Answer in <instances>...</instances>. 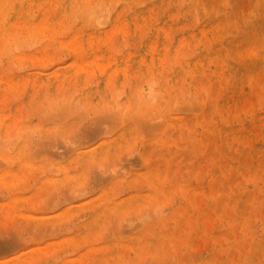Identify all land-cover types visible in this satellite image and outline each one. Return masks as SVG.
<instances>
[{
    "label": "rangeland",
    "instance_id": "1",
    "mask_svg": "<svg viewBox=\"0 0 264 264\" xmlns=\"http://www.w3.org/2000/svg\"><path fill=\"white\" fill-rule=\"evenodd\" d=\"M143 1L144 2L138 0L140 6H145L147 2L156 0ZM253 1L256 0H235L233 10L229 11L223 0H194L185 12V17L183 18L178 8L185 6L188 1L169 0L165 4L163 3L166 9L170 11L174 10L175 13H173L171 19H175L177 23L182 20L184 21L183 27L186 31L193 33L198 30L200 32L198 34L196 33L194 36L186 37L181 41V48L183 49L184 47L185 49H183V51L189 53L192 58L200 56V45L202 40L204 39L206 43L210 41L208 34L213 33V28H216L218 32L217 34H220L223 37L228 36L233 39L236 38L235 45L233 46L234 55H232L231 58H229L231 54L225 53L224 55L216 56L213 57V59L208 60L209 63H212V61L215 60L219 66L217 71H212V78L213 81H217V86L212 90L209 88L208 81H206L204 83V85H206L204 87L206 90L203 88L200 89V92L202 91L204 93L203 97H201L197 89H192L186 85L185 90L190 91L188 93L189 95L187 94V96L185 92L180 89L176 90L174 95H177L178 99L175 100L173 108H177L180 104L178 106V109L180 110L175 109V112L180 114L181 117L192 121L201 116L206 122H208V124H218V129H222L225 133H227L226 129L228 128L240 129V131H242L240 138H234L228 134H224V139L219 137L223 142L218 141L219 139H212L211 144L207 145L203 142L204 127L200 124L195 128L193 126L195 131L191 135H196V139L194 138V144L190 143V145L192 144L191 151V148H189V142H187V140L190 139L188 137L193 139V136H189L191 128L188 124L183 123L181 125L182 128L180 129L182 131L181 140L178 139V142L173 143L170 149H166L158 141L163 129H161L162 131L160 128L154 129L153 127L152 129L151 126V123L153 122V125L157 122V119L158 122L165 119L161 118V120H159L160 118H157L154 121L149 117V119L145 117V120L141 113L143 112V114H145L146 112L143 110L141 111L137 106L133 112L131 111V117L134 119L132 121V128H134V133L132 135L133 142L130 145L119 148L116 152L99 157V159L92 158L88 161H84L80 155L92 152L93 147L102 140L103 136L109 135L113 137L122 131V127L117 125L118 123L115 125L118 121L117 116L114 115L116 116L114 117L112 115L116 110L115 114H119V107L117 109V107H113L112 104H108L111 107L110 108L106 102L100 103L96 99H86L83 96L82 88L78 82H75L72 86L69 84H62L59 86L60 90L57 89V91L37 87L31 92L27 87L21 89L20 87H13L3 93L2 101L7 109L15 108V113L12 115V118H15V120H13L12 125L9 126V130L5 134L0 135V170L3 171L8 167L16 166V162H10L9 164L5 161L6 159L1 156H3L2 153H12L16 150L15 146L17 145L15 144H17L16 142L18 140L16 136L19 137L20 133L23 134V132L30 131L31 143L29 148L31 150L34 149V151L32 150V153L30 149L26 150V152L28 150L30 151H28L27 154L31 163L27 166L25 175L23 173V178L18 179L20 182L16 180L17 182L13 185L17 189L15 187V189H12V187L9 188L0 183V187H2L0 188V246L2 245L0 248V264H59L60 261V264H264V185L261 183V189H258L256 194H247L243 197V195H245V190L253 188L251 183L253 182L254 177L258 176L260 179L264 175V63H262L263 56L261 54L264 53V16L252 21L242 34L236 32V28L244 26V19L248 15ZM107 5H105V7H99H104V9H106L110 4ZM121 5L122 1L116 0L115 6L118 7ZM194 6H196L195 11ZM213 6L215 7L214 10ZM25 7L26 5L23 3V10ZM110 8L114 9L113 7ZM200 10L203 14L200 13ZM125 11H127V14H131L133 8L128 6ZM37 14H39V10L31 8L29 13L23 12L19 17H32ZM150 14L149 18L157 19L160 14V8L158 6L150 8ZM34 18L35 17H33V19ZM67 19V27H69L66 29H70L71 32L67 34L66 37L73 32L75 25L80 23V18H76L73 15ZM136 21L142 26L141 33L150 36L155 34L157 27L156 24L148 23L143 17L137 18ZM84 28H86V30L83 33H87L91 29L88 23L87 25L85 24ZM210 31L212 32L210 33ZM175 36L177 37V35ZM202 37L204 38L202 39ZM38 38L39 35L37 33L34 35L33 39L25 36L18 38L20 41V44L18 43V45L19 47L35 49L40 46V43L37 41ZM129 39L130 36L126 35L124 40H120L116 43L114 49L119 50L122 48L124 52L130 50L131 45ZM24 43L25 45H23ZM193 44L195 46H193ZM56 46H58L57 43L54 44L52 48L65 55L66 58H69V56L65 54V49L62 46H58L55 49ZM0 47L2 48L1 44ZM243 48L245 51H243ZM249 48L252 50H248ZM65 56L61 59H64ZM227 58L232 59V61L229 62L230 65L238 63L241 67L239 76L237 75L235 78V88L233 87V82H231L234 80L230 79V65H226V63H228ZM56 59L57 58H55L54 61L60 60V58L58 60ZM25 60H19L13 63L14 66L17 64L21 65V68L20 65L15 66V68H20L18 69V72L20 73L30 69L34 70L32 60L28 58ZM51 61L52 60L48 61L49 63L46 64L48 67L53 65ZM209 63L207 64V68L212 69L213 66ZM0 65V72H2L4 71V66L2 65L1 59ZM23 67L24 69H22ZM219 73H223L224 76V83L222 84L218 82ZM141 75L142 72L139 76ZM112 78V83H109L106 91L108 98L114 97L118 92H120L122 98H126L129 93L135 94L136 91H140L139 93L146 91L148 87L147 83H149L150 80H153L154 82H161V80H164L162 74L157 71H151V73L145 78L139 77V79H137V84L134 87H132V75H126L123 80H120L118 76ZM92 81H94V83L89 87H97L101 85V81L96 77L92 76L88 78V83ZM121 82L124 83L121 84ZM168 82L171 83V80L168 79ZM61 87H63V89ZM73 88L75 90H73ZM121 88L124 91H121ZM17 89H19V91H17ZM180 91L181 93L179 94ZM137 92L136 94L139 98L136 96V101L140 102L141 100H144V98L140 99L141 96ZM181 95L183 100L181 99ZM195 95L196 97H193ZM204 97L212 98L213 101L211 104L213 103V105H217L210 107V104L208 107L205 104ZM116 100L117 99H113L110 103H115ZM181 100L182 102L179 103ZM79 103H81L82 106H80ZM183 103L185 105H183ZM199 103L204 104L202 105V108ZM64 104H66L67 107H65L66 105ZM88 104L91 105L89 106ZM92 104H94L93 107H91ZM96 104L98 107H96ZM103 104L104 106L107 105V107H101ZM135 105H137L136 102ZM70 109H74V111H71ZM24 111L25 114L23 113ZM43 116L46 119H44ZM73 117H75V119H73ZM112 118H117V121ZM147 119L150 121H147ZM140 121L144 122L141 123ZM146 121L148 122L145 125L147 127L144 126ZM39 124L41 125L39 126ZM141 125L144 127L142 128ZM46 126H48V130L44 133H39V131L36 130L40 129V127L46 128ZM140 126L141 130H139ZM148 126H151L152 130L146 129L150 128ZM111 128H114V130ZM175 129L176 128L173 130L170 129L171 133L176 132ZM105 130L108 132H104ZM149 130L150 132H148ZM158 130L161 133H159ZM53 131L55 132L54 134ZM66 135H68V137ZM48 137L52 140L48 141ZM70 138L76 142L77 145L73 143L72 140L69 141ZM191 139L188 141H192ZM67 141H69V143H67ZM83 141H87V143L84 142V144H82ZM143 141H147L151 146L150 154L152 160L155 162L154 167L157 169L161 166L162 170H170V180L166 182L164 180L162 181V185L165 187V193L161 195L158 200H153L149 194L152 188L148 177L144 173L147 164L144 160L143 162L141 161V158L143 159L141 155ZM47 142H50L51 144L49 143V145L45 146ZM79 142L81 144H79ZM196 142H199L200 144H196ZM5 143L6 145H1ZM7 143L8 145L10 144V146H8ZM246 144L250 146V149L245 153L243 152L241 158L243 168L238 169L237 167H234V156L238 152L241 153ZM31 145L34 148H32ZM195 145L199 146L198 149L201 145V147L204 145L205 147H203L204 149L202 148V150L200 149L201 151H196L197 149ZM38 146L41 148L39 147V149ZM220 146L222 149H220ZM50 147L52 149H50ZM180 147L182 150H180ZM35 148L37 151H35ZM193 148L196 149H194L195 152L193 151ZM156 149L157 152L155 151ZM39 150H42L45 153L41 155L43 152ZM188 150L193 153L191 156ZM51 151H56V153ZM134 152L136 154L138 153L139 157L136 154L134 155ZM35 154L37 157H35ZM126 155L128 157H126ZM187 155L190 156V159ZM183 156L188 159L185 160ZM119 159L122 160L120 163L117 162L120 161ZM1 160L4 161L1 163ZM104 160L107 161L104 162ZM47 161L51 163H48ZM111 161L114 163L112 165L118 163L119 165L117 164L116 167L119 169L117 168L118 172L116 175L108 177V175L111 174V170L109 171V169L112 168V165L110 164ZM217 161L224 163L226 170L222 172L221 170L216 169L215 172V170H213V164ZM58 164L72 165L73 170L78 172L79 179L70 180L62 178L63 173L59 171ZM104 164H107V166L105 165L107 169ZM175 165L178 166L175 168ZM54 166L56 167L54 168ZM96 168H99L100 170ZM91 169H93V172L95 171V174ZM102 169L103 171L106 169L103 174L105 172L107 173V171L110 174L107 173L108 175H103L102 172H99L102 171ZM97 170H99L98 174H96ZM134 173H136L135 176L133 175ZM99 174L102 177H100ZM93 175H97V179L98 177L103 179L95 180ZM84 177L87 178L82 179ZM224 179L226 180L225 185L222 183V180ZM144 181L146 182L145 184ZM209 183H211V185ZM181 184L187 186L191 192H195L193 198L188 199L183 195ZM53 185H55V187L58 186V188H53ZM71 188H73V190ZM76 188H78V191H76ZM67 189L70 193L66 192ZM118 189L119 191H117ZM108 191L111 194L110 196L106 195ZM78 192L80 195L77 194ZM13 193L18 195L24 194L25 196L29 195L32 196V199L24 206L19 203H14L11 207H8L7 203L10 201ZM51 193L54 194V196ZM67 194L70 196L72 194L74 199L73 196H71L72 198H68ZM139 194L145 195L144 201L138 200ZM171 194L174 196H171ZM49 195H52V199H50L51 197ZM130 195L133 196L134 202L136 203L134 206L127 205L124 210L118 212L113 208L107 209L102 207L103 200L108 201L113 199L114 201H117ZM46 198L50 199V201ZM254 200L261 201L255 203ZM71 202L72 204H70ZM148 206H150L149 209ZM38 207L40 208L38 209ZM141 207H143L144 210H142ZM177 207L181 208L183 213L178 215L175 219L170 218L172 211ZM151 209L155 213H153ZM158 209L159 211H156ZM140 210L144 213H140ZM147 210L150 213H147L148 215H152L153 213L151 217L149 216L150 218H147ZM129 214L132 215L129 216ZM136 216H138V218H136ZM131 219H133V221ZM164 219H166L165 223L162 221ZM129 221L134 223L136 221V224H139L138 226L135 224L134 226L136 228L130 230V226H133L134 223ZM178 221H182L179 231L173 233L171 236H167V238H162V241L157 243V235L161 232H167L169 229L173 232L176 229L175 226ZM29 224L31 226H28ZM25 225L28 227L26 228ZM48 228H51V231H49ZM53 228L54 230H52ZM56 228H58L57 231L55 230ZM147 229L150 230H148L145 235V247L143 250H140V248H138L140 243L138 236ZM28 233L29 235H27ZM19 235L20 237H17ZM21 236L25 237L24 240H29H23L21 242L19 239H23ZM73 236H77V239H73ZM64 237H66V239H64ZM8 240H10V243L12 244H10ZM164 243H166V247L162 246ZM69 245L70 247H68ZM77 245H82V248ZM157 245L160 246V250L157 248ZM60 249L62 250L60 251Z\"/></svg>",
    "mask_w": 264,
    "mask_h": 264
},
{
    "label": "bare ground",
    "instance_id": "2",
    "mask_svg": "<svg viewBox=\"0 0 264 264\" xmlns=\"http://www.w3.org/2000/svg\"><path fill=\"white\" fill-rule=\"evenodd\" d=\"M117 1H119V0H117ZM121 1H122V5L117 7V6H115L116 0L115 1L114 0H0V44L2 45V48L0 47L1 48L0 49L1 50L0 51V59H1L2 65L4 66V71L0 72V135L5 134L9 130V126L12 125L13 120H15V118L14 119L12 118V115L15 113V108L7 109V107L5 106V104H3V101H2L3 93H5L6 91L10 90L13 87H20V89L23 87H27V89H29V91H31V92L37 87H42V88L47 89V90L52 89L53 91H57V89L60 90L59 86H61L62 84H69L72 86L75 82H78V84L82 88L83 96L86 99H96L100 103L106 102L107 105L112 104L113 107H115V108L117 107V109H118V107L120 108V110L118 111L119 114H115L117 110L115 112L113 111L114 114L112 113L113 116L114 115L117 116L119 122L117 121V118L116 119L112 118V119L117 121L115 123V125L118 123L117 125L122 127L121 128L122 131L113 137L109 136V135L103 136L102 140L95 147H93L92 152L81 154L80 156L83 158L84 161H88L89 159H92V158L93 159H99V157L106 156L110 153L116 152V151H118L119 148L130 145L133 142L132 135L134 133V128H132V121L134 119H132L131 113L133 112V110L136 109L137 106L141 111L143 110L146 112L145 114H143V112L141 113L144 118L149 117L150 119H152L154 121L157 118H160L159 120H161V118L165 119V120L159 121V122L157 119V122L154 123L153 125H152V123H153L152 122L151 126H152V129H153V127H154V129H156V128H158V129L160 128V130L163 129V131L161 130L162 133L159 132V130H158V132L161 133V136L159 137L158 141L166 149H170L172 147L173 143L178 142V139L181 140V138H182L181 132L182 131L180 129L182 128L181 125L183 123L188 124L189 127L191 128V132L189 133V136L195 131L194 130L195 127L202 124V126L204 127L203 142L207 145L211 144L212 139H216V140L219 139L218 141L223 142V140L220 138L224 139L226 134H228L234 138L235 137L240 138V136L242 135V133H241L242 131H240V129L228 128V129H226L227 133H225V131H223L222 129H218V126H219L218 124H215V123L214 124H208V122H206L204 120V118H202L201 116H199L197 119H193L192 121H190L187 118L181 117L180 114H177L175 112V109L177 110L178 106L180 104L177 106V108H175V109L173 108V104H175V100L178 99L177 95L176 96L174 95L176 90L180 89L181 91H184L185 94L187 95L190 91L189 90L186 91L185 86L188 85L192 89L193 88L197 89L198 93H200V96L203 97L204 93L202 91L200 92V89L201 88L205 89L204 87L206 85H204V83L206 81H208L209 88L212 90L217 86V84H218L217 81H213L212 71H217L219 66L215 60H213L212 63H209L208 60L213 59V57H216V56L218 57V56L224 55L225 53L231 54V56L229 57V58H231L232 55H234L233 46L235 45L236 38L233 39V38H230L228 36L223 37L222 35L217 34L218 32H217L216 28H213V30H212L213 33H211L212 31H210L211 34H208L209 40H210L208 43H206L203 39L204 37H202L203 40H202V43L200 45V51H201L200 56L192 58L189 55V53L183 51V49H185L184 47H183V49L181 48V41L183 39H185L186 37L194 36L196 33L198 34L200 32L198 30L193 32V33L186 31L185 28L183 27V23H184L183 20L181 22L177 23L175 21V19H171V16L173 15V13H175L174 10L170 11V10L166 9L163 5V3L165 4L169 0H156V1H152V2H147V4L145 6H140V3L138 2V0H121ZM146 1H149V0H146ZM186 1H188V3L185 6L178 8V10L180 11V14L182 15V18L185 17V12L188 10L190 4L194 0H186ZM198 1H202V0H198ZM142 2H144V1L142 0ZM223 2L226 3V6L229 9V11L233 10L235 0H223ZM23 3H25V5H26L24 10L22 8ZM216 3H218V2H216ZM107 4H110V6L107 7L106 9H104L105 5H107ZM99 6H104V7L100 8ZM128 6L133 8V11L131 12V14H127V11H125L126 8H128ZM157 6L160 8V14H159L158 18L157 19L149 18V16L151 15L150 14V8L157 7ZM110 7H113L114 9H112ZM195 7L196 6H194V11L196 10ZM31 8L38 9L39 14H37L36 16H32V17H30V16L19 17V15L23 14V12L29 13ZM214 8L215 7L213 6V10H214ZM216 10H217V8H216ZM207 11H206V13H207ZM200 13H202L201 10H200ZM204 14H205V11H204ZM72 15L75 16L76 18L77 17L80 18V23L76 24L73 32L69 36L66 37V35L71 32L70 29H66L69 27V26L67 27V20H68L67 18L72 17ZM263 16H264V0L253 1L251 6H250V10L248 12V15L244 19V26L241 28H236V32L238 34H242L244 32V30L249 26V24L252 21H254L260 17H263ZM33 17H35V18L33 19ZM142 17L145 18L148 21V23L157 25L156 32L153 36L141 33L142 32V26L136 21V19L142 18ZM175 17H177V16H175ZM72 20H74V19H72ZM87 23L90 25L91 29L89 30V32L83 33L86 30V28H84V26H85V24L87 25ZM263 30H264V28H263ZM203 32H204V30H203ZM36 33L39 35V38L37 39V41L40 43V46H38L35 49H29L27 47H19L18 43L20 41L18 40V38L25 36L27 38L33 39V37H34V35H36ZM6 34H8V35H6ZM126 35L130 36L129 40H130L131 49L126 51V52H124L122 48H120L119 50L114 49V46L116 45V43H118V41H120V40H124ZM175 35H177V37ZM35 40H36V38H35ZM21 41H23V40H21ZM56 43L59 47L62 46L65 49V54H67L69 56V58H66L65 55L61 54L60 52H57L56 50H54L52 48V46ZM23 45H25V43ZM21 46H22V44H21ZM58 46H56L55 49ZM193 46H195V45L193 44ZM245 48H246V46H245ZM248 50L251 51L252 49L249 48ZM248 50H246V51H248ZM243 51H245V49ZM189 52H190V50H189ZM253 52H252V54H253ZM241 54H243V53H241ZM261 54L263 56L262 63H264V53H261ZM244 55H245V53H244ZM63 56H65V58L61 59ZM26 58L32 60V66H33L34 70L30 69L28 71L20 73V72H18V69L21 68V65L17 64V65H20V68H15V66H17V65L14 66L13 63L16 61H19V60L20 61L25 60ZM55 58H57L56 60H58L60 58V60L54 61ZM229 58H227L228 63H226V65H230L229 62L232 61V59H229ZM50 60H52L51 63L53 65L51 67H48L46 64L49 63L48 61H50ZM25 61H27V60H25ZM38 62H40V63H38ZM208 63L213 66L212 69L207 68ZM0 67H1V65H0ZM240 68L241 67H240V65H238V63L230 65V69H231L230 79L234 80V81H231V82H233L232 84H233L234 88L236 87L235 78L237 77V75L239 76ZM22 69H24V67ZM151 71H157V72L161 73L164 80H161V82L160 81L154 82L153 80H150L149 83H147L148 87H147L146 91H142L141 93H139L140 91L139 92L136 91L137 93L140 94V96H141L140 99L144 98V100L137 102L136 98L138 96H137L136 92H135V94L129 93L128 97H126V98H122V95L120 94V92H118V93L115 92L117 94L116 95L113 94L114 97L108 98L106 91H107V88L109 86V83H112L111 82V79H113L112 77L118 76L120 78V80H123V78H125L126 75H132V87H134L137 84V79H139V77L145 78L151 73ZM141 72H142V75L139 76V74ZM92 76L96 77L98 80L101 81L100 86L89 87L90 85H93V83H94V81L88 83V78L92 77ZM168 79L171 80V83L168 82ZM218 82L220 84L224 83L223 73H219ZM122 83H124V82H121V84ZM155 85H156V87H155ZM122 86H124V85H122ZM61 88L63 89V87H61ZM222 88H223V86H222ZM73 90H75V89L73 88ZM118 90H120V89H118ZM17 91H19V89H17ZM121 91H124V90L122 89ZM181 91L179 92V94L181 93ZM123 93H125V92H123ZM71 96H73V95H71ZM193 97H196V95ZM182 98L183 97L181 95V99ZM113 99H117L116 102L110 103ZM182 100L179 103H181ZM195 100H196V98H195ZM204 101H205V104L209 107L211 102L213 101V99L204 97ZM65 102H67V101H65ZM85 102H87V101H85ZM135 102L137 105H135ZM77 103H78V101H77ZM194 103H195V101H194ZM201 103H203V102H201ZM218 103H220V102H218ZM66 104H64V105H66ZM76 104H75V106H76ZM79 104H80V106H82L81 103H79ZM83 104H84V102H83ZM85 104H87V103H85ZM107 105L104 106V104H103L101 107H107ZM183 105H185V104L183 103ZM202 105H204V104H200L201 108H202ZM216 105H213V103H212L210 107L216 106ZM35 106H36V104H35ZM93 106H94V104H92L91 107H93ZM65 107H67V105ZM84 107H85V105H84ZM96 107H98V105ZM109 107H108V109H109ZM69 108H70V106H69ZM73 108H75V107H73ZM86 109H88V108H86ZM178 110H180V109H178ZM64 111H65V109H64ZM71 111H74V109H72ZM71 111H70V113H71ZM67 112H68V108H67ZM75 112H76V109H75ZM23 113L25 114V111ZM64 114H63V116H64ZM116 116H114V117H116ZM109 118H111V117H109ZM211 118H213V117H211ZM44 119H46V118L44 117ZM73 119H75V117H73ZM148 119H147V121H150ZM53 120H54V117H53ZM59 120H62V119H59ZM142 120H144V119H142ZM145 120H146V118H145ZM147 121L145 122L144 126L146 125V123H148ZM143 122H141V123H143ZM78 124H80V123H78ZM40 125L41 124H39V126ZM112 125H110V126L113 127ZM73 126H75V125H73ZM141 126H142V128L144 127L143 125H141ZM141 126H140L139 130H141ZM151 126H148L150 128H146V129L152 130ZM193 126H194V128H193ZM145 127H147V126H145ZM108 128H110V127H108ZM174 128H176L175 129L176 132L171 133L170 129L173 130ZM111 129L114 130V128H111ZM36 130L39 131V133H44L48 130V126H46V128L40 127V129H36ZM150 130L148 132H150ZM104 132H106V130ZM54 133L55 132L53 131V134ZM109 133H110V129H109ZM153 133H154V131H153ZM139 134H140V132H139ZM68 135H66V136L68 137ZM70 135H72V134H70ZM182 136H183V134H182ZM191 136H193V135H191ZM195 136L192 137L193 139H191V137H188L192 141H188L190 139L187 140V138L185 136L184 137L186 138L187 142H189V145H190V143L194 144L193 143L194 138L196 139ZM30 137H31L30 131L23 132V134L20 133L19 137L16 136V138L18 139L17 142L15 141L17 143V144H15V145H17V146H15L16 150L12 153H2L3 156H1V157H4L6 159L5 161L7 163L10 164V162H16L15 167H8L7 169H5L3 171L0 170V183L2 185H6L9 188L12 187V189H13L15 187L13 185L17 182L16 180H18L20 178L22 179L23 173L25 175L26 170H27V166L31 163L29 160L28 154H27V152L29 150L26 152L27 149H30L29 148L30 143H31ZM60 137H61V135H60ZM63 137H64V135H63ZM63 137H62V139H63ZM45 138H43V139H45ZM95 138H96V136H95ZM33 139H34V137H33ZM51 140L52 139L49 138L48 141H51ZM65 140H62V141H65ZM70 140H72V139L70 138L69 141ZM69 141H67V143H69ZM197 141H198V139H197ZM53 142H52V144H53ZM56 142H57V140H56ZM84 142L87 143V141H83L82 144H84ZM33 143H34V141H33ZM49 143L47 142V144L45 146L49 145ZM73 143H75L77 145L76 142L73 141ZM198 143L199 142H196V144H198ZM79 144H81V143L79 142ZM142 144L143 145H142V149H141V155H142L143 159L141 157L140 158H141L142 162L144 160L145 163L147 164L146 170L144 171V173L148 177L150 186L152 188L149 194L153 200H158L160 198V196L165 193V187L162 185V181L164 180L166 182V181L170 180V177H171L170 176V170L169 169L162 170L161 166L156 169L154 167L155 162L152 160L151 154H150L151 153L150 144L147 143V141H143ZM192 144L189 147V148H191L190 149L191 151H192ZM1 145H6V143L1 144ZM7 145H8V143H7ZM13 145H14V143H13ZM36 145H37V143H36ZM38 145H39V143H38ZM67 145H69V144H67ZM8 146H10V144ZM195 146H196L197 150L195 148H193V151H194V149L196 151H198V150L201 151L202 148L205 147V145L203 147H201L202 146L201 145L200 148L198 149L199 146H197V145H195ZM31 147L34 148L32 145H31ZM39 147L40 146H38V148ZM51 147H50V149H52ZM57 147H59V146H57ZM134 147H131V148H134ZM187 147H188V144H187ZM45 148H47V147H45ZM45 148H44V150H45ZM12 149H13V147H12ZM67 149H70V148H67ZM138 149H139V147H138ZM220 149H222V147ZM248 149H250V146L246 144V146L244 147L242 152L241 153L238 152L234 156V162H235L234 167H237L238 169L243 168L241 158H242L243 152L245 153ZM5 150H6V148H5ZM32 150L34 151V149H32ZM32 150L30 149V151L33 153ZM42 150H43V148H42ZM42 150H39V151H42ZM180 150H182V148ZM190 150H188V151L190 152V156H191V154H193V153H191ZM35 151H37L36 148H35ZM56 151L55 152L51 151V152L56 153ZM155 151L157 152V149ZM221 151H223V150H221ZM42 152L43 153L41 155H43L45 153L44 151H42ZM59 152H61V151H59ZM135 152H134V155L136 154ZM156 152H155V154H156ZM78 154H80V153H78ZM198 154H196V155H198ZM214 154H215V152H214ZM41 155H39V156H41ZM127 155H128V153H127ZM127 155H126V157H128ZM134 155L132 154V156L135 158ZM136 155H138V153ZM187 156H189V155H187ZM190 156L188 157L189 159H190ZM35 157H37L36 154H35ZM63 157H65V156H63ZM138 157H139V155H138ZM122 158H123V155H122ZM140 158H138V159H140ZM188 158H185V160H187ZM120 159H121V157H120ZM116 160H117V158H116ZM130 160H132V159H130ZM3 161L1 160V163ZM106 161L104 160V162H106ZM121 161L122 160L117 161V162L120 163ZM126 161H128V160H126ZM126 161H123V162H126ZM77 162H78V160H77ZM104 162H102V163H104ZM48 163H51V162H48ZM179 163H182V162H179ZM110 164L112 165L114 163L111 161ZM206 164H208V163H206ZM105 165L107 166V164H104V166ZM116 165H112V168L109 169V171L111 170V174L108 173V171H107V173L110 175H108L106 172L104 174H107L108 177L116 175L118 172V169H119L118 167H116ZM49 166H50V164H49ZM58 166H59L58 167L59 171H61L63 173L62 178L70 179V180L79 179L78 172L73 170L72 165L58 164ZM93 166H95V165H93ZM127 166H128V164H127ZM177 166L175 165V168ZM55 167L56 166H54V168ZM109 167H111V166H109ZM234 167H232V168H234ZM90 168H92V167H90ZM99 168H96V169H99ZM125 168H126V166H125ZM169 168H171V167H169ZM106 169H107V167H106ZM106 169H104V171ZM216 169H219L223 172L224 170H226V166L221 161L220 162L217 161L213 164V170H215V172H216ZM47 170H49V169H47ZM99 170L96 171L97 172L96 174H98L99 172H102V174H103V172H104L103 169H102V171H99ZM50 171H48V172H50ZM53 171H55V170H53ZM91 171L93 172V169H91ZM21 172H22V174H21ZM87 172H88V170H87ZM93 173L95 174V171ZM193 174H195V173H193ZM133 175L135 176L136 173H134ZM93 177H95V180L97 179L96 178L97 175L96 176L93 175ZM100 177H102V176L100 175ZM85 178H87V177H84L82 179H85ZM98 179H100V178L98 177ZM101 179H103V178H101ZM106 179H107V176H106ZM25 182H26V180H25ZM90 182H91V180H90ZM31 183H32V181H31ZM94 183H95V181H94ZM101 183H102V181H101ZM145 183L146 182L144 181V184ZM222 183L225 185L226 180L225 179L222 180ZM261 183L264 185V175L260 179L258 176H255L253 179V182L251 183V186H253V188L245 190V193H244L245 195H243V197H245L247 194H252V193L256 194L258 192V189H261V186H262ZM209 184L211 185V183H209ZM248 185H250V184H248ZM248 185H247V187H248ZM53 186H52L53 188H56V187L58 188V186H56V187H55V185H53ZM135 186H136V184H135ZM59 187H60V185H59ZM96 187H97V184H96ZM181 187H182L183 195L186 198L190 199V198L194 197L195 192H191V190H189V188L183 184H181ZM0 188H2V187H0ZM78 188H76V191H78L77 190ZM71 189L73 190V188H71ZM1 190H5V189H1ZM60 190H61V188H60ZM52 191H50V192H52ZM117 191H119V189ZM66 192L68 193L69 190L67 189ZM80 192H81V190H80ZM82 192H84V191H82ZM63 193H64V191H63ZM71 193H73V192H71ZM98 193H101V192H98ZM60 194H62V193H60ZM60 194H59V196H60ZM77 194H79V192ZM52 195L54 196V194H52ZM52 195H49L51 197L50 199H52ZM67 195H68L67 196L68 198H72L71 196H73L72 194H71V196L69 194H67ZM106 195L110 196L111 194L108 191ZM172 195L173 194H171V196ZM61 196H63V195H61ZM114 196H116V195H114ZM94 197H95V195H94ZM138 197H139L138 198L139 201H144V199H145V195H143V194H139ZM48 198H46V199H48ZM75 198H76V196H75ZM31 199H32V196H29V195L25 196L24 194L18 195L16 193H13L11 195L10 201L7 203V205H8V207H11L12 204L19 203L20 205L24 206V205L28 204L31 201ZM50 199H48V200L50 201ZM73 199H74V196H73ZM53 200H54V198H53ZM47 201H46V203H47ZM254 201H255V203H257L258 201H261V200H254ZM43 202H45V201H43ZM172 203H174V202H172ZM55 204H56V202H55ZM70 204H72V202ZM47 205H49V204H47ZM127 205H130V206L136 205V203L134 202L133 196L130 195L126 198H123V199L117 200V201H114L113 199H110L108 201L103 200L102 207L107 208V209L113 208L115 211L118 212V211L124 210ZM144 207H146V206H144ZM149 207L150 206H148V209H149ZM39 208L40 207H38V209ZM141 208H142V210H144L143 207H141ZM142 210H140V213H144V212H142ZM156 211H159V209ZM182 211L183 210L181 208H178V207L175 208L172 211L170 218L175 219L178 215L183 213ZM147 213L150 214L148 212V210L146 211V214ZM153 213H155V212L153 211ZM153 213H152V215H153ZM162 213H166V212H162ZM148 214H147V218L149 216L150 217L152 216V215H148ZM130 215H132V214H129V216ZM124 216H126V215H124ZM129 216H127V217H129ZM156 216H158V215H156ZM136 218H138V216H136ZM13 219H14V217H13ZM13 219H11V220H13ZM122 219H123V217H122ZM131 220L133 221V219H131ZM165 220L166 219L162 220L163 223H165ZM132 221H129V222H132ZM114 222H115V218H114ZM132 223H134V222H132ZM139 223L136 224V221H135L133 226H130V230H133V228L135 229L136 227L134 225L136 224V226H138ZM30 224L28 226H31ZM181 225H182V221H178V222H176V226H175L176 229L173 232L171 231V229H169L167 232L159 233L157 235V243L161 242L162 238H167V236H171L175 232L177 233L179 231V228ZM28 226H26V228ZM45 226H46V224H45ZM57 227H59V226H57ZM70 227H71V225H70ZM29 229H30V227H29ZM50 229H49V231H51ZM57 229L58 228H56L55 230L57 231ZM59 229H61V228L59 227ZM52 230H54V228ZM148 230H150V229L145 230L143 233H141L138 236L140 239V243L138 245V248H140V250H143L145 247V243H146L145 235L148 232ZM61 232H62V230H61ZM117 233H115V234H117ZM18 234H19V231H18ZM18 234H16V235H18ZM27 235H29V233ZM17 237H20V235ZM21 237H23V236H21ZM19 239L22 242L25 239V237H23V239L22 238H19ZM64 239H66V237H64ZM73 239H77V236H73ZM27 240H29V239H27ZM27 240H24V241H27ZM3 241H5V240H3ZM8 241L10 243V240H8ZM15 241H16V239H15ZM166 241H168V240H166ZM0 242H1V240H0ZM2 243H4V242H2ZM10 244H12V243H10ZM22 244H24V243H22ZM32 245H34V244H32ZM79 245H77V246H79ZM165 245H166V243H164L162 246L166 247ZM1 246H0V248H1ZM6 246H8V245H6ZM81 246H79V247L82 248ZM83 246H84V243H83ZM68 247H70V245ZM71 248H72V246H71ZM157 248L160 250L159 245H157ZM61 250L62 249H60V251ZM55 254H56V252H55ZM53 257H54V255H53ZM60 258H61V256H60ZM60 262H59V264H60Z\"/></svg>",
    "mask_w": 264,
    "mask_h": 264
}]
</instances>
